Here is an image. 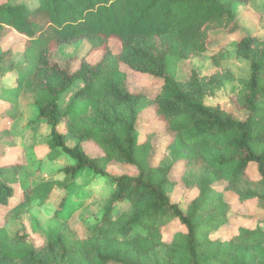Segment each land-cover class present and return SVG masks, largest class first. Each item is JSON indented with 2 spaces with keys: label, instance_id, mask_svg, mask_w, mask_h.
Here are the masks:
<instances>
[{
  "label": "trees",
  "instance_id": "16d2710c",
  "mask_svg": "<svg viewBox=\"0 0 264 264\" xmlns=\"http://www.w3.org/2000/svg\"><path fill=\"white\" fill-rule=\"evenodd\" d=\"M249 1L38 0L33 10L0 1V84L7 74L16 73V93L0 94V126L20 117L21 106L37 105V120L50 127L48 154L61 153L74 162L60 171L63 179L20 190L17 177L24 162L19 157L0 164V264H143L161 248L163 259L151 264H245L247 253L260 259L246 264H264V37L243 32L233 12L234 4ZM254 16L264 30L261 17ZM216 33L240 34L235 57L248 63L249 74L242 90L229 100L240 118L220 105L204 103L231 80L218 62L219 50L211 57L215 72L210 75L190 69L179 80L166 71V57L189 63L216 50L210 47ZM14 36L23 40L2 49ZM82 40L90 45L89 53L100 56L97 62L84 56L72 70L75 58L63 67L51 61L59 46ZM112 43L119 45L117 52ZM17 53H22L20 62ZM122 67L160 81L158 91L151 97L131 92ZM71 92L63 105L62 98ZM148 109L171 139L168 165L166 157L153 164L151 136L139 142L136 123ZM5 134L0 128V156L9 141ZM67 139L75 140V146L68 147ZM85 143L96 146L100 155H87ZM179 162L187 176L186 191L197 189L184 206L170 196L169 175ZM251 165L255 178L248 176ZM126 166L137 174L108 172ZM85 169L114 184L101 220L88 227L86 237L65 220L54 240L35 247L18 217L32 202L48 201L54 189L66 192ZM216 184H223V191L236 195L240 204L254 200L263 215L252 228L240 227L229 242L210 237L232 214ZM65 202L66 196L57 211ZM122 204L129 211L114 216ZM173 222L184 231L167 243L163 229Z\"/></svg>",
  "mask_w": 264,
  "mask_h": 264
},
{
  "label": "rangeland",
  "instance_id": "374dc122",
  "mask_svg": "<svg viewBox=\"0 0 264 264\" xmlns=\"http://www.w3.org/2000/svg\"><path fill=\"white\" fill-rule=\"evenodd\" d=\"M11 4H23L31 10L39 5L38 0H11ZM233 12L237 15V21L243 27V32L247 34L256 33L260 37H264V30L259 26L254 16L259 15L261 21L264 22V0H251L243 4L236 3L233 5ZM245 14L249 15L244 17ZM15 37L13 39L8 38L1 48L6 49L10 43L23 40ZM230 37L221 33L213 34L210 47L216 50L203 53L189 63L179 61L173 57H166L165 63L167 74L175 79H185L186 73L190 69L196 70L200 75H210L215 72L211 57L219 50L218 62L221 68L229 73L231 80L215 90L211 96L206 97L204 103L210 107L220 105L236 118H240V114L233 109L229 100L242 90L245 81L248 79L249 66L245 60L235 57L234 42L240 39V34H234ZM111 46L116 52L119 50L118 44L112 43ZM56 50L54 56H51V61L63 67L67 59L75 58V63L71 65L72 70L78 67L79 60L84 56L91 63L97 62L100 57L95 53H89L90 45L84 40L71 45L59 46ZM17 51L21 52L22 50L18 47ZM32 54L35 58L37 55L36 46L32 47ZM15 56V60L20 62L22 53H17ZM34 62L32 60V63ZM122 71L126 74L127 85L131 92H143L151 97L158 91L160 81L153 82L147 77L133 73L124 67H122ZM15 81V72L7 74L0 84V89L2 88L0 94H15ZM71 95L72 92L62 98L63 105L68 103ZM46 99L47 97L42 96V101H46ZM19 100H22V98ZM1 106L2 103H0V109ZM20 112L21 116L15 121L9 124L2 123L0 126L1 129H6L5 135L9 136V141L6 147L3 148L4 155L0 156V164L17 161L19 157L20 162H24L23 164L21 163L22 168L17 177L19 190L33 187L47 180L63 179L60 171L66 166L73 165L74 162L61 153L48 154L49 148L46 144L49 141L50 127L37 120V105H23L20 107ZM136 128L139 133L138 139L140 143L151 136L150 144L154 153L153 164L156 165L159 160H164L165 157L164 165L170 164L172 157L169 153H166V147L171 142V139L165 135L164 124L155 119L154 112L151 109L145 110L139 117ZM75 144V140H66L68 147H73ZM82 148L90 157H96L101 153L91 143L83 144ZM108 172L114 176L137 174L134 167L127 166L110 167ZM248 176L250 178L257 176L254 165L249 167ZM169 178L172 181L170 196L173 202H180L184 206L196 197V188L186 191L185 181L187 176H184L181 162L174 165ZM215 186L218 191H221L223 200L229 204L232 214L228 223L219 228L217 232L211 234V238H218L221 242H229L237 235L240 227L252 228L259 224L258 221L263 218V215L257 210L254 200L240 204L236 195L223 191V184H216ZM113 189L114 184L110 180L95 176L90 170L85 169L76 175L66 192L56 188L53 190L49 200L44 204H40L37 200L32 202L31 207L18 217L17 223L37 248L43 246L47 241L54 240L65 220L68 221L69 225L74 228L80 237H86L88 235V227H92L101 220L103 212L111 200L110 196ZM65 196L64 207L61 211H57L60 201ZM4 211L2 210V213ZM121 211H129L128 205L122 204L114 212V216ZM2 224L3 221L0 220V225ZM182 231H184L183 227L178 222H173L163 229V240L168 243L175 233ZM156 259H163L162 248L157 249L145 258L143 264H151ZM242 259H244L246 264L258 261L260 257L256 253H247Z\"/></svg>",
  "mask_w": 264,
  "mask_h": 264
}]
</instances>
